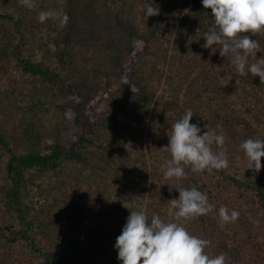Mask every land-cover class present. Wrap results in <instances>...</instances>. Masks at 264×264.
Here are the masks:
<instances>
[{
	"label": "trees",
	"instance_id": "16d2710c",
	"mask_svg": "<svg viewBox=\"0 0 264 264\" xmlns=\"http://www.w3.org/2000/svg\"><path fill=\"white\" fill-rule=\"evenodd\" d=\"M99 3L100 0L86 2L94 28L100 27L106 15V12L97 8ZM155 4L160 8V13L153 16L154 27L149 25L148 30L143 29L138 20L125 16L120 33L117 36L111 34L106 40L105 45L110 49L113 69L95 76L94 93L89 96H85L83 90L75 89V81L57 71L47 60L48 51L53 50L64 63H68L69 59L64 56V51L71 39L82 34V25L79 20L75 19L70 11L66 13L72 21L64 25H61L57 18H49L42 28L45 48L40 43L32 48L33 44L29 41V35L33 33V28L28 27L26 21L35 8H21L17 3L8 8L0 6V69H19L43 86L55 88L52 97L43 99L41 95H37L31 100L20 102L22 115L15 126V134L0 135V181L2 182L0 264H22L19 261L11 262V257L1 251L4 245L13 243L26 244L25 246L31 247L35 253L44 252L50 257L49 264H87L82 258L88 254V245H93V240H78L74 236V229L89 220L86 212L88 203L80 199L86 189H78L81 192L79 197L73 193L68 194V191L73 192L77 189V187H70L69 178L71 177L64 178L61 186H56L52 184L50 174L60 170L65 156H72L91 168V172L87 175L81 171L78 174L90 180H95V175L103 177L106 172L114 173L118 181L125 185L130 178L136 179L134 182L140 184H148L149 180H154L156 177L162 178L160 172L151 170L150 158L154 157L153 146L156 138L149 132V136L144 139L145 124L148 120L156 121L172 130L171 126L189 107L194 112L190 122L197 123L202 132L207 131L208 128L215 129L217 132L223 131L226 137L225 144L223 146L213 144L212 147L215 151H225L229 161H232L233 156L239 155L241 169L234 171L228 166L222 169L213 168L211 171H200L202 175L211 178L209 179L211 182L222 181L225 184L224 188H227V193L223 192V188L215 192L208 186L210 183L202 182L203 180L191 171L183 178H176L174 198H179L177 187H195L206 192L210 199H214L212 203L215 205V211L205 214V217L209 220L218 218L219 222H222L219 216L221 207H226L229 214L233 209L238 210L239 217L235 221L223 222L224 229L214 226L208 230L210 232L208 237L217 234L219 243L212 245L211 242L205 251L207 253V250L212 249L213 257L223 254L226 264H264V223L262 222L264 221V167L258 172L248 169L247 157L240 148L243 140L249 137H261L260 132L252 124L243 123L244 119L240 115L231 112L220 113L209 102L200 100V97L195 102L192 98L188 101L175 100V98L164 101L157 96L151 82V75L145 68L146 55L151 35L158 32L163 22H171L172 17L176 20L177 13L170 0H155ZM195 9L198 8L195 7ZM35 51H40L41 58L34 56ZM114 76L122 78L118 92L109 89ZM132 86H135L136 92H133ZM68 92H74L80 99L109 95L106 115L99 121L106 125L115 120L117 126L126 132L120 139L125 144H119L118 149L116 145L106 143L101 137L86 130V133L76 138V143L71 148L68 146L65 134L49 133L37 124L35 117L42 107L55 104L61 111H67L68 104H71ZM88 101L90 102V99ZM72 106L77 108L73 114L76 123H82L80 101L75 99ZM97 121L88 119L86 126L94 131L93 125ZM127 143L132 146L140 145L141 150L132 152L126 146ZM144 148H147V151ZM154 161L153 159L152 166L156 168ZM262 165H264V158H262ZM184 167L191 170V165H184ZM164 181L163 179L164 188L156 191L162 193V196L156 200L157 204L154 207L156 214H160L159 204L168 202L173 196ZM248 196L256 199L259 209L248 205L245 198ZM46 207L60 208L57 224L48 226L42 219L41 215ZM244 208H249L252 212L250 220L243 211ZM174 210L175 213L178 211L175 207ZM197 221H202L201 215L186 222L181 219L179 222L189 223L187 230L201 238L202 224H199L198 228V225H195ZM236 221H239L238 225H235ZM113 224L115 227H110L111 238L116 239L120 225L117 222ZM80 245L85 246L81 252L75 253ZM100 264L121 263L114 249L106 248Z\"/></svg>",
	"mask_w": 264,
	"mask_h": 264
},
{
	"label": "rangeland",
	"instance_id": "374dc122",
	"mask_svg": "<svg viewBox=\"0 0 264 264\" xmlns=\"http://www.w3.org/2000/svg\"><path fill=\"white\" fill-rule=\"evenodd\" d=\"M170 1L174 10L176 9L177 18L174 20L172 17L171 22H163L158 32L151 35L152 38L146 55L145 68L151 75V82L157 96L163 98L164 101L173 100L174 98L175 100L188 101L192 98L195 102L200 97V100L204 99L209 102L220 113L231 112L240 115L244 119L243 123L252 124L258 129L260 136L264 138V83L261 82L259 76L239 74L236 66L231 62V53L221 56L219 49L213 53L211 48L203 47L206 42L204 34L213 28L218 31L219 28L215 25L211 9L205 8L201 0ZM35 2L36 7L26 21L27 26L33 28V33L29 35V41L33 44L32 48L37 43L44 47L42 28L44 23L49 21V18L41 22L38 18L41 10L59 9L62 12L70 11L75 19L81 23L82 34L71 39L69 46H66L64 51V56L69 59L68 63H64L61 58L54 54L53 50L48 51L49 57L47 60L57 71L68 75L70 80H74L75 89L83 90L85 96L94 93V78L97 74L113 69L110 59L111 52L105 42L111 34L117 36L120 33L125 16L138 20L143 29L148 30L149 25L154 27V15L150 17L145 15V10L151 2L149 0H100L97 8L106 12V15L99 28H94L92 25L89 7H86L87 0H35ZM15 3L21 8L27 7L22 3V0H0L1 8H8ZM153 6L157 7L155 3ZM195 7L198 9L196 10ZM71 21L69 16L68 22ZM249 34L251 35V33ZM252 38L259 41L261 49L257 52V56H249V63L264 59V32H258ZM213 48L215 50L217 46L213 45ZM39 54L40 51H35L34 56L41 58ZM121 84V76H114L109 89L118 92ZM54 89V87L43 86L36 79L24 74L19 69H0V135L15 134V126L22 115L20 102L31 100L37 95L47 99V97L54 96ZM104 95L80 99L74 92H68L71 104H68L66 112L61 111L55 104H51L40 108L35 119L37 124H40L47 132L53 134L62 132L65 134L68 146L71 148L76 143V138L86 133L87 130L101 137L106 143L116 145L119 149V144L122 143L120 139L124 137L126 132H123L117 126L115 120L106 125L99 121L107 112L109 95ZM75 99H78L81 105L83 122L80 124L76 123L73 115L77 109L76 106H72ZM88 99H90V102ZM88 119L98 120L93 125L94 131L86 126ZM149 132L154 134L156 138L153 146L154 157L150 158L151 170L152 172H160L162 178L156 177L154 180H149L148 184L136 183L134 182L136 179L130 178L125 185L119 182L117 176L112 172L104 173L103 177L95 175V180H90L83 175L82 177L78 176L80 171L85 175L89 174L91 168L85 163L78 162L72 156H65L60 170L50 174L51 182L56 186H61L64 178L71 177L69 178L70 187H77V189L73 192L68 191V194L73 193V195L79 197V193H81L79 190L81 188L86 189L80 199L88 203L86 212L89 220L74 229V236L78 240H93V245H88V254L82 258L87 264H100L106 248H113L114 253L118 256V250L114 247L116 239L111 238L110 227H115L113 222L120 225L116 233L117 238L132 210H144L149 218L156 214L154 208L157 204L156 200L162 196V193L156 191L164 188L163 179L173 196L170 197L168 202L164 201L159 204L160 214L158 215L166 222H179L171 204L177 180L175 177L169 179L164 176L166 161L172 158L168 146L172 130L158 124L156 121L148 120L145 124L144 139L149 136ZM128 145L130 143H127L126 146L132 152L141 150L140 145ZM144 150L147 151V148H144ZM153 159L156 162V168L152 166ZM239 166L240 157L235 155L232 161H229V167L236 171L241 169ZM185 170L187 173L191 172L187 168ZM195 173L203 180L202 182L210 183L208 186L215 192L223 188V192L227 193V188H224L225 184L222 181L211 182L209 181L211 178L202 175L200 171ZM1 187L2 182L0 181V195ZM60 197L63 198L64 196L60 195ZM245 198H247L246 201H248L249 206L259 209L258 202L256 199L254 200V197L248 196ZM209 202H214V199L209 198ZM59 210V207H46L43 210L41 216L46 225L57 224ZM95 211H97L96 214ZM213 211L215 210L213 209ZM243 211L250 220L252 213L250 209L244 208ZM201 216L202 221L195 222L198 228L199 224H202L201 238L210 240L212 245L218 244L217 234L208 237V233H210L208 230L214 226L224 229V223L219 222L217 217V219L211 218L209 220L205 217V214ZM238 222L236 221L235 225H238ZM262 222L264 223V221ZM183 224L188 228L189 223ZM48 244L50 245V241ZM25 245L23 243L6 244L1 248V251L11 257V262L19 261L22 264L50 263V257L44 252L35 253L31 247ZM80 246L77 247L75 253L81 252L85 245ZM212 252V249L207 250L209 256H213ZM231 262L234 261L231 260Z\"/></svg>",
	"mask_w": 264,
	"mask_h": 264
},
{
	"label": "clouds",
	"instance_id": "9594fccd",
	"mask_svg": "<svg viewBox=\"0 0 264 264\" xmlns=\"http://www.w3.org/2000/svg\"><path fill=\"white\" fill-rule=\"evenodd\" d=\"M205 8L211 9L215 25L219 30L206 32L205 48L215 53L219 49L221 56L229 53L232 63L241 75L259 76L264 83V59L249 63V56H257L261 45L252 38L258 32H264V0H201ZM28 8H35V0H22ZM155 0L148 4L145 15H158L159 7H154ZM39 20L57 18L61 25L68 22L66 12L58 10H41ZM251 33V35L249 34ZM213 45L217 48L214 50ZM133 92L137 89L132 86ZM194 115L191 107L171 126L169 147L172 158L166 161V178H183L187 175L184 165H191V171L198 172L213 168L222 169L229 166L225 151H215L213 144L223 146L226 137L221 130L209 129L202 132L197 123L190 122ZM240 148L248 160V169L259 171L264 158V138L259 136L243 140ZM179 198L171 199L177 208V221H187L193 217L210 213L215 205L209 202L206 192L199 189L177 187ZM238 210L229 214L226 207L219 209L222 222L235 221ZM211 241L192 235L182 222H166L160 215L151 218L144 210L130 212L121 233L116 238L114 247L118 250L117 259L121 264H226L223 254L209 256L205 248Z\"/></svg>",
	"mask_w": 264,
	"mask_h": 264
}]
</instances>
